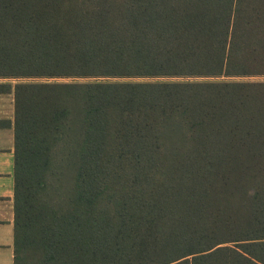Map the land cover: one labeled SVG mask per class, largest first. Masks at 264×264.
I'll list each match as a JSON object with an SVG mask.
<instances>
[{"label": "trees", "instance_id": "trees-1", "mask_svg": "<svg viewBox=\"0 0 264 264\" xmlns=\"http://www.w3.org/2000/svg\"><path fill=\"white\" fill-rule=\"evenodd\" d=\"M0 77L15 264H264V0H0Z\"/></svg>", "mask_w": 264, "mask_h": 264}, {"label": "crops", "instance_id": "crops-1", "mask_svg": "<svg viewBox=\"0 0 264 264\" xmlns=\"http://www.w3.org/2000/svg\"><path fill=\"white\" fill-rule=\"evenodd\" d=\"M0 77V84H14ZM15 96L0 91V264H15Z\"/></svg>", "mask_w": 264, "mask_h": 264}, {"label": "rangeland", "instance_id": "rangeland-1", "mask_svg": "<svg viewBox=\"0 0 264 264\" xmlns=\"http://www.w3.org/2000/svg\"><path fill=\"white\" fill-rule=\"evenodd\" d=\"M255 79H258V78H263L264 77H254ZM47 79V78H46ZM45 78H36L37 81H44L46 80ZM68 80H71V79H67V78H50L49 81H68ZM78 80H83V79H78ZM51 179V177H50ZM53 179V182H54V178L52 177ZM51 179V180H52ZM68 179L71 181V182H74L76 179L74 176H69ZM42 195V193L39 194V196ZM52 195V191L49 192L48 194V197H51ZM45 197L47 198V196L45 195H42V197H38L37 201H42L43 199H45ZM23 256L25 257V263L26 264H32L33 262H35L37 259V254H36V251L34 248H31V246L29 248H27L25 251H24V254Z\"/></svg>", "mask_w": 264, "mask_h": 264}]
</instances>
